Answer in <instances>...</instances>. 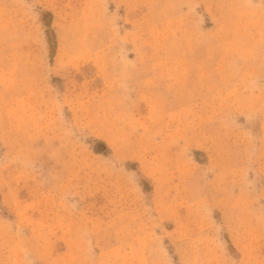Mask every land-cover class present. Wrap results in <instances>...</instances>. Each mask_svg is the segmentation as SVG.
<instances>
[{
  "label": "rangeland",
  "instance_id": "1",
  "mask_svg": "<svg viewBox=\"0 0 264 264\" xmlns=\"http://www.w3.org/2000/svg\"><path fill=\"white\" fill-rule=\"evenodd\" d=\"M0 264H264V0H0Z\"/></svg>",
  "mask_w": 264,
  "mask_h": 264
}]
</instances>
